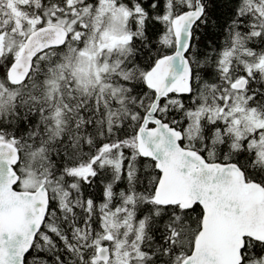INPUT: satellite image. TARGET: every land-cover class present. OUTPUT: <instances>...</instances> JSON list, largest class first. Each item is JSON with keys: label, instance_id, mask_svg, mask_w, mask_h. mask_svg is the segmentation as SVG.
Masks as SVG:
<instances>
[{"label": "snow or ice", "instance_id": "1", "mask_svg": "<svg viewBox=\"0 0 264 264\" xmlns=\"http://www.w3.org/2000/svg\"><path fill=\"white\" fill-rule=\"evenodd\" d=\"M0 264H264V0H0Z\"/></svg>", "mask_w": 264, "mask_h": 264}]
</instances>
